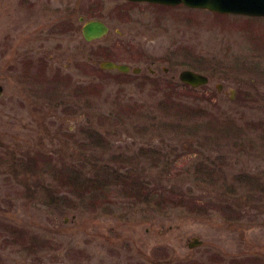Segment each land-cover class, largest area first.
<instances>
[{
  "label": "rangeland",
  "instance_id": "obj_1",
  "mask_svg": "<svg viewBox=\"0 0 264 264\" xmlns=\"http://www.w3.org/2000/svg\"><path fill=\"white\" fill-rule=\"evenodd\" d=\"M0 84V264H264V17L0 0Z\"/></svg>",
  "mask_w": 264,
  "mask_h": 264
},
{
  "label": "water",
  "instance_id": "obj_2",
  "mask_svg": "<svg viewBox=\"0 0 264 264\" xmlns=\"http://www.w3.org/2000/svg\"><path fill=\"white\" fill-rule=\"evenodd\" d=\"M141 1V0H138ZM158 2L162 4L175 5L180 2L189 7L205 8L221 13L243 14L249 16H264V0H146ZM82 20V17L80 18ZM108 28L104 22L100 20H88L82 27L83 36L87 40L101 37L107 32ZM104 68H117L120 71H127L129 66L126 64H118L112 61H104L101 63ZM137 71V70H135ZM180 80L192 85L198 86L207 82V77L201 73L191 69H183L179 73ZM3 87L0 85V96ZM202 243L198 237H193L188 242L189 247H195Z\"/></svg>",
  "mask_w": 264,
  "mask_h": 264
},
{
  "label": "flooded vegetation",
  "instance_id": "obj_3",
  "mask_svg": "<svg viewBox=\"0 0 264 264\" xmlns=\"http://www.w3.org/2000/svg\"><path fill=\"white\" fill-rule=\"evenodd\" d=\"M130 2H133V3H135V2H146V1H130ZM149 3V2H148ZM149 4H154V3H149ZM82 17V20H80V18ZM78 21L80 22V23H82V25L84 24V22H86L88 19H85V17L84 16H82V15H78ZM91 19H93V18H91ZM105 22V21H104ZM106 23V22H105ZM82 25H81V28H82ZM107 26H108V31L104 34V35H102L100 38H98V39H93V40H90V41H87L88 43H90V42H92V44H93V41L94 40H99V39H101V38H103V37H105L107 34H108V32H109V30H110V26L107 24ZM75 30V29H74ZM76 31V30H75ZM117 35H121V33H117ZM106 56H104L101 60H98V61H95L94 59H92L91 60V55L92 56H96V51L94 50V51H90V54H88L86 57H87V60L90 62V63H92L93 65H96V66H99L100 68H102V66L100 65V63H101V61L102 60H109V61H113V62H116V63H120V64H126V65H128L129 66V69L127 70V71H119L118 69H106V70H112V71H117V72H120V73H122V74H130V73H132V74H134V75H136V76H139L140 74H141V71H142V67L141 66H131L130 64H128L126 61H123V62H121V61H115V59H113V57L111 56V48H108V50L106 51ZM139 56L140 57H147L148 56V54L146 53V52H141V54H139ZM149 57V56H148ZM147 60H153V61H149V66H148V71H149V73H144V81L145 82H150V81H155V83H156V89H160V85L159 84H157L158 82H160V79H157V78H161V77H165V78H167L166 76H164V75H158V77H157V75H156V70L154 69V68H152V67H150V64H151V62H154L155 61V58L153 57V58H151V57H149V58H147ZM167 60V59H166ZM102 69H104V68H102ZM182 69H185V68H182ZM182 69H180L179 71H178V79H179V73H180V71L182 70ZM135 70H137V71H135ZM163 71L165 72V73H167V72H169V68L168 67H164V69H163ZM208 76V75H207ZM63 79H64V77H63ZM208 79H209V76H208ZM172 81H174L173 80V78L171 77L170 78V80L168 81V83L169 84H172ZM179 81H180V79H179ZM180 83L181 84H184L183 82H181L180 81ZM184 85H186L187 87H188V85L187 84H184ZM218 88H220L221 87V85L219 84L218 86H217Z\"/></svg>",
  "mask_w": 264,
  "mask_h": 264
},
{
  "label": "trees",
  "instance_id": "obj_4",
  "mask_svg": "<svg viewBox=\"0 0 264 264\" xmlns=\"http://www.w3.org/2000/svg\"><path fill=\"white\" fill-rule=\"evenodd\" d=\"M73 178H74V176H73ZM125 178H127V177H125ZM148 196V195H147Z\"/></svg>",
  "mask_w": 264,
  "mask_h": 264
}]
</instances>
